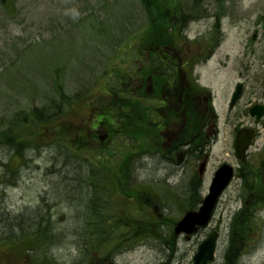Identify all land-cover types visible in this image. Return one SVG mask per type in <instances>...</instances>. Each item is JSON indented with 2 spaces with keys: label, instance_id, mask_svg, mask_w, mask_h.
Listing matches in <instances>:
<instances>
[{
  "label": "rangeland",
  "instance_id": "rangeland-1",
  "mask_svg": "<svg viewBox=\"0 0 264 264\" xmlns=\"http://www.w3.org/2000/svg\"><path fill=\"white\" fill-rule=\"evenodd\" d=\"M12 2L13 7L10 9L0 4V127H4V123L19 112H27L35 105L38 108L47 106L49 101L57 100L53 84H60L63 93L69 96L84 97L93 92V97H96L97 93L104 92V79H107L108 85L115 84V73L129 72L134 65L144 60L142 58L147 51L155 52L154 42L150 41L149 36L153 34V29L147 23L141 0ZM161 2L166 4L163 0ZM171 3L179 5L186 14L194 12L195 17H191L175 40L178 44L186 40L189 47L186 45L185 48L191 53L192 47L194 54L200 55L194 68L195 78L206 92L212 94V106L217 115L216 136L209 148V158L201 177L199 192L203 197L220 164L237 165L234 154L236 128L252 127L257 130L247 153L249 157L253 155L255 158L259 152L264 153V117L257 122L248 113V108L255 103L264 105V0H171ZM216 18H220L218 29L214 26ZM188 20L186 18L184 21ZM146 30L147 40L141 43ZM191 40L196 41L191 43ZM213 41H216L213 53L210 58H206ZM139 49L143 51L139 53ZM199 52H205V55L201 57L204 53ZM237 82L243 83V88L239 99L230 105V95ZM170 94L174 97L173 92ZM173 97H169V101ZM74 110L76 116L66 115L67 121L88 113V109L83 110L80 106ZM94 117H101V114L96 112ZM144 121L150 128L154 119L147 118ZM80 126L86 125L77 121L75 133L74 128L70 133L66 129V135L62 136L68 148L69 141L76 137L78 141L80 138L87 140L89 131L79 129ZM111 128L115 129V126ZM59 129L55 127L45 136L36 137L33 151L25 150V162L22 164L18 157L9 161V155L15 154L12 150L14 147L0 143V212H8L0 215V253L3 252L0 264H7L17 255L34 261L39 256L47 255V260L51 261L49 264L78 262L81 252L78 229L82 216L76 202L69 199L79 197L80 191L72 195L70 181H81L90 175L98 178L91 173L95 169L99 171L95 165L100 164L91 156V152L85 150L81 152L70 148V152L63 156L59 147L62 144ZM110 138L100 132L94 140L102 147L106 146ZM90 141L93 139L86 142L88 146L95 148L96 145ZM151 141H145V145L159 144L158 141L153 145ZM115 142L118 143L117 140ZM166 145L163 139V146H157L160 152L143 153L140 156L137 155L143 148L130 141H127L126 146L120 143L111 146L117 152L114 151L110 161L115 165L123 162L125 165L121 167L127 168L126 171L130 173L126 175V190L132 188V181L128 183L132 176L136 184L146 185L145 190L149 186L153 189L151 199L156 205L153 209L147 205V213L154 211L160 218L153 229L161 237H146L136 243L126 244L112 261L115 264H192L199 243L216 230L219 238L212 264H223L232 217L243 207L248 192L244 193L242 181L234 176L218 200L208 226L198 230L189 240L177 238L171 246V222L177 221L188 208L185 200L187 186L193 176L198 175L199 164L196 163L197 159L192 158L193 155H181L176 163L173 160L175 151L165 155ZM124 147L129 153L123 159L121 151ZM176 154L178 159L182 152ZM68 164H85L87 167L83 168L84 172L81 170L82 174H75L68 172ZM110 170H113L112 167ZM242 171L243 168L238 173ZM247 172L250 171L245 174ZM62 176H66V186L61 182ZM109 178L113 179L112 176ZM77 186L81 185L77 183ZM260 187L263 190L258 195L262 197L264 182H260ZM248 189L252 192L253 183ZM135 190L137 194H134L133 199L139 208V204H143L145 192H139L140 188ZM44 191H47L51 200L59 197L57 200L61 204L58 203L52 209V219L56 223L58 235L65 234L63 241L59 245L46 247V250L33 246L32 250L25 251V245L8 244L14 243L12 237L15 239L20 234L19 229L25 230L31 219L37 216L32 208ZM120 192L116 193L114 199L118 198ZM101 193L109 195L108 192ZM100 201L106 204L104 198ZM260 207L264 208V203H260ZM41 212L44 213V210ZM254 214V232L249 234L245 253L238 264H264V210L255 209ZM6 216L15 220L6 221ZM3 222L7 229L2 227Z\"/></svg>",
  "mask_w": 264,
  "mask_h": 264
},
{
  "label": "trees",
  "instance_id": "trees-1",
  "mask_svg": "<svg viewBox=\"0 0 264 264\" xmlns=\"http://www.w3.org/2000/svg\"><path fill=\"white\" fill-rule=\"evenodd\" d=\"M4 1V0H3ZM166 2L158 1V0H141L147 15V23L150 25V28L153 29L152 38H154L156 41L162 39L165 41L166 44L168 42H171V38L166 40L164 32L167 31L168 26L174 27L176 23L172 20L175 19V15L178 14L176 11L177 8L170 7L169 3L171 0H163ZM172 19V20H171ZM146 30L145 32H147ZM150 36V35H149ZM142 40H145V38H142ZM141 74L138 78L139 82L142 80ZM121 75H119L118 78H120ZM123 85V84H122ZM129 85L126 86H120V83L117 82L113 85H107L106 91L103 93H97L96 97H93L92 93L91 95L85 94L84 97H77L76 96H69L64 95L63 92L59 91V99L56 102L55 100L52 102V110L50 111V117L48 118L45 116L44 120H40L36 114L35 116V125L36 127L39 126V123L43 122L45 123V126L47 128L50 127H57V128H65L67 129L68 133H70L71 129H73L74 133L77 128V121L69 119L68 121L63 118L65 115H75L76 109L78 106L82 107L83 109L87 106L88 108L95 109V111L100 112L102 114V120L104 124L107 127H110L112 124L116 125L117 130L114 133V140H117L118 143L123 144L126 146V144L123 142L124 139H129L133 143V145H137L139 148H143L141 152L137 155L140 156L143 153H153L155 151H160V149L154 145V143L158 142L159 139H157V135L154 134L152 128H146L144 126V117L142 116V106H141V91L139 87L137 86H130L135 87L136 89L132 91L130 88H128ZM56 88L61 90V86ZM76 116V115H75ZM197 116V113L193 111V118L191 119V152L195 153L196 151H200L199 147L196 145V140L200 137L199 134H197L198 131V124L195 120ZM29 117V116H28ZM82 120V119H81ZM66 123V124H65ZM12 124H9L8 127L12 128ZM188 124V122H187ZM46 128H43V131H45ZM112 133L114 131H111ZM19 135L12 134L9 131H4L0 134V143L8 144V145H17V147H21V142L16 140V137ZM120 137V138H119ZM189 134L187 131L179 135L178 141L174 143V145H177L180 143H186L189 141ZM152 140V144L155 146H152L150 144L145 145V141ZM70 147L68 148V152H70V148L74 149V151H81L84 152L88 151L91 152L93 157H95V160L98 164H100L99 171L95 169L93 173L96 175H102L110 177L112 176L113 179H91V183H89V180L82 179L81 181L71 180V191H80L83 189L92 190L94 187V190L100 191V190H109V192H125L127 191L128 187H122V185L126 182V175L129 176V171H126L127 168L121 167L122 165H125L123 162L118 163L117 165L113 164L110 161V158L113 157V147L105 148V147H99L96 146L95 148H91L88 146L87 143L82 144L81 146H77L76 142L74 140H70ZM118 143L114 141V146H118ZM120 148V147H119ZM118 148V149H119ZM132 148H135L133 146ZM73 151V150H72ZM117 152V151H116ZM122 158L124 159L125 155H127L129 152L127 151L126 147L121 151ZM188 153V150L186 151ZM136 156V157H137ZM60 157V156H58ZM135 157V158H136ZM77 159V158H74ZM98 161L104 162L103 165L99 163ZM107 163V164H105ZM105 164V165H104ZM244 165L248 166V169L250 172L246 173L243 176V179L246 181V185L248 187L249 184L253 183V189L252 192H255L256 194L260 193L263 189L260 187L259 184V175L253 170L252 166L249 165L248 162H244ZM85 164H81L78 166L77 164H68L69 171L73 172L75 174H82V171L84 172L83 168L87 167L84 166ZM95 165V167L97 168ZM80 167V168H79ZM102 169H101V168ZM110 167H112L113 170H110ZM82 170V171H81ZM60 171V170H59ZM90 175V174H88ZM251 175H254V180H251ZM264 179V178H263ZM77 183L82 186H77ZM107 183L109 187H106L104 189H101V185H104ZM93 185L91 188L90 185ZM197 184V183H196ZM197 188V185L194 186ZM135 189L130 188V192L134 191ZM149 198L150 191L148 193ZM125 197L128 196L126 195ZM264 200V198H263ZM200 202V198L194 197V200L191 202V205H195L196 203ZM118 205L115 204V207H98L95 206V212H90L86 215H82L84 218L81 221H86L92 224L93 227H90L89 230L91 232H88V243L86 245L87 248L90 249L92 252V248H96L98 250V254L102 255L107 250H109L111 247L115 245V248L118 247L121 243V240L123 237H125L126 233L128 232H142L140 229H137L138 226L135 228L133 227V221H127V223L132 225V229L124 227V228H111L107 224H116L120 225L124 219L117 221L118 219L122 218L120 215V208L117 207ZM120 207V206H119ZM123 215L124 217H128L129 214V208L126 206L124 208ZM149 211V210H148ZM154 213V212H153ZM152 212L147 213V221H146V227H145V233L147 235L154 234V225L157 224V215L156 213L153 214ZM254 218L255 215H253L252 212L249 213H243V214H236V216L233 219V225H232V233L230 236V243L229 249L227 251V259H230L232 256V253H238L239 250L237 249L236 252H234L231 248L233 247L234 242L233 241H239L242 239V241L246 240L249 236V234L254 232ZM137 222L140 224V220L138 218ZM39 223V222H38ZM159 224V223H158ZM54 228L52 227V232ZM81 231H84L81 227L78 229V234L81 233ZM122 235V238H119V236ZM134 235L132 234L131 237ZM29 248V247H28ZM25 248V249H28ZM24 249V250H25ZM235 258V257H234ZM233 258V259H234Z\"/></svg>",
  "mask_w": 264,
  "mask_h": 264
},
{
  "label": "water",
  "instance_id": "water-1",
  "mask_svg": "<svg viewBox=\"0 0 264 264\" xmlns=\"http://www.w3.org/2000/svg\"><path fill=\"white\" fill-rule=\"evenodd\" d=\"M241 88V84H238L232 95L231 102H233ZM264 113V108L259 105H255L250 109V114L255 115L256 118H260ZM254 135V131L249 128L241 129L237 132L235 141L236 155L240 160L245 158V150L250 144V140ZM204 163L200 166V173L203 171ZM232 176V168L226 164L220 166L212 180L209 188V194L203 199L200 208L197 211H189L177 222L175 226V232L192 233L196 225H204L210 216V213L214 207L215 201L229 182ZM216 234H211L204 243L200 246L199 252L194 257V264H206V261L212 258L213 242Z\"/></svg>",
  "mask_w": 264,
  "mask_h": 264
},
{
  "label": "flooded vegetation",
  "instance_id": "flooded-vegetation-1",
  "mask_svg": "<svg viewBox=\"0 0 264 264\" xmlns=\"http://www.w3.org/2000/svg\"><path fill=\"white\" fill-rule=\"evenodd\" d=\"M164 65V64H162ZM179 75L181 74V72L178 73ZM180 85L182 87H188V95L186 97V105L183 106L184 102L181 99V95H178V91L180 88ZM165 88V89H164ZM191 79L188 77V72H186L185 70H183V77L182 78H178V79H167L166 80V84L163 85L162 89H161V93L162 95L159 96L157 103H156V108L154 110L155 116L158 119V121L156 122V129L157 132L162 134H178L179 132H181V128H179L175 122L170 118L171 117V110L172 109H178L180 107V105H182V107L185 110H189L190 111V118H191V101L194 103V106L200 108L202 107L203 104V98L200 95L196 94V90L193 89L192 94H191ZM163 91H165L166 97H164ZM171 92L177 94L178 100H176V102L180 103V105L175 104V103H171L169 101V97H172V95L170 94ZM176 97V98H177ZM208 120H205L202 123L201 126V130L204 131L205 133V139H207V136L209 134V123H207ZM102 132H105V130H101ZM97 135L100 131L96 130L94 131ZM191 133V130H190ZM105 136H108V133L105 132L104 133ZM201 144H204L205 140L202 139L200 140ZM200 149L202 151H205L206 149L201 148ZM207 155L203 154L201 157L198 158V161L200 159H204L206 158ZM62 181L63 184H65L66 186V176H62ZM78 194L83 195V200L81 201V204L83 206V210L84 211H89V206L88 204H90V201H88V199L90 198V196L93 194L92 192H87V191H82L79 192ZM86 199V200H84ZM39 207L42 206L43 209H46L47 205L50 204V200L47 199V196H39ZM80 201V200H79ZM37 207V206H36ZM37 207L35 208L36 210H40V208ZM49 213V210H48ZM42 220H46L45 217H42L41 215H39V218L37 221H42ZM35 221V219H34ZM10 226V223H9ZM2 227L4 229H7L6 224L2 225ZM1 228V226H0ZM23 240H28L25 236H23V238L21 239V241ZM34 240V239H33ZM14 264H27L25 262H16ZM79 264H99V259L96 255H91V256H85V255H79ZM108 264H112V263H108Z\"/></svg>",
  "mask_w": 264,
  "mask_h": 264
},
{
  "label": "bare ground",
  "instance_id": "bare-ground-1",
  "mask_svg": "<svg viewBox=\"0 0 264 264\" xmlns=\"http://www.w3.org/2000/svg\"><path fill=\"white\" fill-rule=\"evenodd\" d=\"M3 193V192H2ZM251 204H252V207H254V209H260L261 207L259 206V203L257 202V201H253V203L252 202H250ZM240 213H242V210H238ZM3 212H7V211H2V214H3ZM8 213V212H7ZM7 217V216H6ZM6 219H8V220H6V221H9V220H15V218H12V219H10L9 217H7ZM17 220H19V219H17ZM35 222L37 223L38 221L37 220H35ZM231 245V243H230V241L228 242V246H230ZM234 247H232L231 249L234 251V252H236L237 251V248H238V245H233Z\"/></svg>",
  "mask_w": 264,
  "mask_h": 264
}]
</instances>
